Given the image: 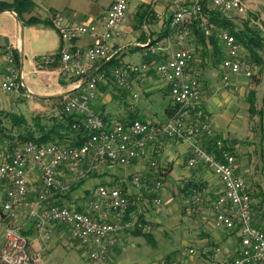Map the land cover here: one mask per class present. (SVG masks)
Instances as JSON below:
<instances>
[{
	"label": "built area",
	"instance_id": "2783aa9c",
	"mask_svg": "<svg viewBox=\"0 0 264 264\" xmlns=\"http://www.w3.org/2000/svg\"><path fill=\"white\" fill-rule=\"evenodd\" d=\"M129 0H112L101 29L94 23L64 25L59 14L53 19V26L64 42L57 53L40 57L38 64L47 65L59 61V74L73 80V91L65 96L63 112L75 117L73 127L81 126L88 135L80 145L58 143H38L25 141L22 145L0 150V181L7 183L6 200L0 211L3 221L4 240L0 249V264H44L39 251H35L29 238L23 233V224L18 216L22 209H29L35 228L43 239L51 237L54 223L64 224L70 235L87 249L91 264H109L108 254L114 246L122 245L123 233L128 229L148 231L149 223H143L129 208L132 200L127 192L119 187L98 184L88 199L90 211H84L67 204L50 202L55 195L65 190L59 177V168L64 166L75 172L84 159L91 163L116 161L127 163L147 156L148 144L155 145L157 152L166 139H176L187 143L189 156L187 165H206L222 183V190L212 203L214 224L225 230H236L240 234V247L235 256L224 255L215 264H264V229L253 222L250 190L244 176L239 171L236 155L217 137L210 125V114L204 109L201 87L197 74L192 71L190 62L193 53L187 47L174 48L168 44L149 46L151 54L166 52V58L155 65V71L169 85L172 107L167 119L152 123L134 119L126 123L108 126L91 108L96 97L97 84L107 78L102 71L93 72L82 80L95 67L98 60L111 55L109 43L122 34V25L128 11ZM175 7L171 25L178 27L185 21H197L203 34L209 36L211 29L203 13V3L209 8L222 11L227 18L231 13L244 11L242 0H170ZM186 33V30H184ZM92 34L96 41L84 50L73 51L67 43L70 38ZM224 57L221 59L222 79L227 85L231 76H251V65L240 55L241 43L228 31L218 33ZM5 71L1 78V88L6 92L19 89V69L11 51L5 53ZM149 67L147 63L131 65L128 68H115L111 75L118 85L128 87V71L139 72ZM214 145L208 150L204 140ZM156 167V161L150 160ZM165 173L161 168L159 178L149 185L140 175L133 176V183L139 189L154 194V204L161 203L160 179ZM37 174L40 187L36 200H28L29 183ZM140 197L137 196V199ZM194 205L200 208L201 193L191 197ZM219 251V248L215 249ZM193 253V249H189ZM157 264H187L173 258H165Z\"/></svg>",
	"mask_w": 264,
	"mask_h": 264
},
{
	"label": "crops",
	"instance_id": "0c3cea01",
	"mask_svg": "<svg viewBox=\"0 0 264 264\" xmlns=\"http://www.w3.org/2000/svg\"><path fill=\"white\" fill-rule=\"evenodd\" d=\"M111 2L112 0H109L106 5H102V9L99 8L95 11L88 10L90 12L84 14L85 17H80L79 12L75 10L72 5L68 4L61 8L50 6L48 13L45 16L37 14V10H35L34 12L31 11L30 13H25L23 18L26 19L30 15H34L40 19H51V9H54L59 14V18H61L64 25L70 26L82 22L94 23L99 29H101L106 11ZM187 2L189 3L191 0H187ZM174 10L175 7L171 4L170 0L128 1V11L122 27H125L126 25L129 27L128 24H130L134 30L138 28L141 29L142 32L133 33L132 37L126 43L122 42V35L109 43L111 50L110 57L117 55V63L109 67L108 71L102 70V72L107 75V78L97 84L96 97L91 102V108L102 117L108 126L118 122L126 123L134 119H140L152 123H161L167 119L170 112V110H167V107H172V101L169 95V85L155 71L156 63L166 58V51L162 50L156 55L151 54L148 49L149 46H166L168 44L167 40H169L174 48L181 46L197 48L200 53L205 52L206 58L210 55L213 56L214 59L219 55L220 59L224 57L225 54L219 39L216 41V46H213L208 40L210 38L202 43L192 32V22L185 21L178 27L173 28L171 25V19ZM15 15L17 14L13 11H0V83L2 74L5 71V53L7 51H11L12 53L15 51H18L19 53L21 51L23 54V52H25V46L24 49H22L20 37V22H23V20L16 19ZM231 18L232 17L229 19ZM206 19L208 23L209 20L207 16ZM209 24L214 23L209 22ZM25 26H28L30 29V34L38 35L37 41L33 43V46H35V48H33V53L37 55L36 68H38L39 71H52L56 73L58 83L61 85V90L39 88V95L37 97L39 98L40 106H38L36 111L31 115L32 118L36 115L42 116V114L44 115L45 113L46 117H48L44 120L45 124L51 125L53 120L51 121L49 118L52 119L54 116L59 115L62 112L61 108V111L57 114L54 113L53 104L56 99H60L61 103H63V97L73 88V80H67L59 74L58 60L51 64L53 66L39 65L38 62L40 57L44 55L57 53L64 42L61 40L60 33L51 25L40 22ZM184 30H186V33H184ZM53 34H55V37H53ZM95 41L96 37L94 35L86 34L72 37L67 43L71 46L73 51H80L84 50L89 45H92ZM24 44H26V36ZM45 52L46 54H42ZM106 60L107 59L98 60L95 63L93 70L95 72L100 71V67ZM219 61L221 62V60ZM203 62L204 60L202 61L200 56L196 57L195 54H193L190 67L192 71L195 70L200 76V79V71H202ZM220 62H218L219 65ZM142 63H147L149 67L145 70H140L139 72L129 70L127 73L128 87L118 85L111 75V72L115 68H128L131 65L139 66ZM83 79L84 78H82V80ZM244 81L245 79L243 76H231L229 83L225 85L228 88V92L214 93L210 90L209 86H207V83L204 84L202 79L200 80L201 94L203 95V98L209 97L212 102H217V105L223 106L224 108L223 113H215L214 117L211 113L212 110L210 112V110L204 109L210 113V116L212 117L211 126L215 130L217 136L223 139L228 148L235 155L237 154L234 151L236 145L230 143L241 142L235 140L239 137L237 134H231V130L234 131L231 121L240 108L239 104L242 101V93L236 94L233 88H243V85L245 84ZM0 90L6 94L5 102H11L12 98L1 88V85ZM157 94L169 98L168 104L166 106L164 105L163 108L162 105L154 106V101L156 100L153 99V96ZM157 101L159 100L157 99ZM48 104H50L49 107H52V109H45V105ZM8 113L9 112H5L4 109L0 110L1 129L4 128L1 116L2 114L9 116ZM253 115H250V117L248 114L251 120ZM11 117L12 119H16L18 121L17 123H25L27 121L26 117H23V115L14 116L12 114ZM36 130L38 132L36 131V133L34 131L33 133L39 134L37 127ZM247 130L248 132H250L249 130L253 132L256 131L253 135H257V131L259 132V139L257 138V141L254 139L251 143H264L263 123L257 124L256 129L248 128ZM20 137L21 139L23 138L22 136ZM18 138L19 137H17V139ZM246 143H250V141H246ZM16 146L19 145L16 144L14 139L10 136L3 142L0 141V150ZM263 147L264 146L260 147L259 155L260 159L264 160ZM154 149H156L155 145L149 143L147 150L148 154L146 157L139 160H130L123 164L116 161H108L103 164L95 162L93 164L94 166L91 167L89 166L91 160L89 158L84 160L81 164L83 167H86V169L79 174V176H82L80 178V181H82L81 184H79L72 192L68 191L64 194L55 195L50 199V202L65 205L68 203L80 210L90 211L88 207V199H90L94 188L98 184L119 187L128 193L132 200V213L136 216L140 215L144 219L143 221H145L143 223H149L152 227L148 231L142 230L140 233L134 232V229L125 230L123 233L124 242L122 245L114 246L108 254L109 264H157L160 260L165 258L182 260L187 264H215L216 260L224 255L235 256L240 247V234L236 230L221 229L214 224L215 212L212 203L222 190V183L218 177L206 165L202 164L196 167H189L187 165L189 147L187 143L181 140L166 139L163 141L162 147L157 152H155ZM236 157L239 163V171L243 175V160L239 161L238 156ZM150 158L156 159V167L150 165ZM161 168L165 169V173L163 175L164 179L162 186L159 188V193L161 198L165 199V209H170L171 213H176L178 220L184 219L189 225L195 227V231L193 229L192 235L197 241V253L200 257L195 258L193 256L194 252H189V249H192V247L188 246L177 249L175 254L169 253L155 262H150L149 259H141L139 261L131 262L124 257V252L128 247H136L137 243L131 240L132 236L147 235L146 237L152 238V230L157 225L156 221H149L147 219V215L152 210L149 211L147 209L146 203H150L155 211V206H158L153 202L155 197L154 194L147 193L144 189H139L134 185L133 176L140 175L147 180L149 185H151L155 178H159L158 172ZM67 172L68 171L63 166L59 170L60 177L63 179L64 183L69 179ZM180 184H182V186ZM39 187L40 180L38 175L35 174L29 183L27 197L31 204H33L37 198L36 193ZM6 189L7 183L0 181V211L3 202L6 200ZM179 191H182L184 196L180 195ZM196 191L201 193L200 208L192 207V205H194L191 201L192 196L189 197V195H193ZM139 194L140 197L137 199ZM185 195L187 198H185ZM262 197L263 196L260 195L259 197L252 198V210L254 224L264 229V198L262 199ZM18 220L23 224L22 231L31 241L33 249L39 251L42 257L46 256L55 248L68 249L72 247V244L75 242L77 243V241L71 237L69 228L61 223L52 224L50 239H43L35 228L33 217L29 216L28 208L22 209L21 214L18 216ZM3 223V221L0 222V249L4 240ZM54 240L56 245L51 243ZM216 248H219L218 252H215ZM82 251H85L84 247H82ZM170 255H172V257ZM80 264H91L88 255H86V259L83 263Z\"/></svg>",
	"mask_w": 264,
	"mask_h": 264
},
{
	"label": "rangeland",
	"instance_id": "374dc122",
	"mask_svg": "<svg viewBox=\"0 0 264 264\" xmlns=\"http://www.w3.org/2000/svg\"><path fill=\"white\" fill-rule=\"evenodd\" d=\"M33 1L35 2L36 7L34 6L35 9L33 8L32 11L34 12L35 10H37V14L41 16H45L48 13V9L50 6L61 8L64 7L65 5L70 4L75 8V10L79 12L80 17H85L84 14L90 12L88 10L95 11L99 8L102 9L101 6L106 5V3L109 0H33ZM242 2H243L244 11L241 14L235 12L231 13L230 14L232 17L231 21L236 25H238L239 27H243L244 23H247L250 27L255 29L264 39V0H242ZM54 16L52 17V21L54 19ZM76 23H80V22H76ZM80 24H84V23L82 22ZM207 24H209V22ZM128 25L129 27L127 25L125 27H122L121 37L123 38L122 39L123 43L124 42L126 43L132 37L133 33L142 32L141 29L137 28L138 30L137 29L134 30V28H132L130 24ZM209 26L211 29V34L209 36L214 35L216 41H218L219 39L218 33L220 31L222 30L227 31L225 29L218 28L215 24H209ZM29 31L30 29L28 28V26H25L23 24V28L20 30V37H21V46L22 49H24L25 46V52H23L22 66L21 68L18 67L20 71L19 89L16 91L7 92V94H9V97L12 98L11 102H5L6 94L3 93L2 90H0V110L4 109L5 112H9L8 113L9 116H5V114H2L1 116L2 125L4 128L3 129L0 128V139H1L0 141L3 142L5 139H8L10 136L14 139V142L19 146L20 144L22 145L24 143L22 141L24 139L23 138L21 139L20 136L23 137L24 135H27V133L29 132L37 131L36 127L38 124H36L35 121L32 120L31 115L36 111V108L40 106V101L38 100L39 98L37 97L39 95L38 93L39 88L61 90V85L60 83H58V78L56 73L52 71H48V72L39 71L38 68H36L37 55L33 53V48H35V46H33V43L37 41L38 35L30 34ZM25 36H26V44H24ZM53 37H55V34H53ZM208 40L210 41V39ZM189 48H191L190 49L191 52H193V54H195L196 57L200 56L201 60L202 61L204 60V62L202 63L203 66L202 71H200L201 72L200 75L203 83L204 84L207 83V86H209L210 90L213 91L214 93H219V92L227 93L228 88L227 86H225V83L222 79V66H221V62L219 61L221 60L220 55L217 56L216 59H214V57L211 55L208 58H206L205 52L200 53L197 48H193V47H189ZM257 49H258L257 53L261 57L260 62L258 63L256 62L255 58L249 55V51L245 47L242 46V49L240 51V55L244 58H247L248 62L251 65V76L243 77L245 79L244 81L245 84L243 85V88L241 89L233 88L236 94L242 93L241 94L242 101L240 103L241 105L239 104L240 108L238 110V113L235 114V116L232 118L231 121L234 131H232L231 129L230 130L232 135L234 133L239 136L235 140L241 143H230V144L236 145V147H234L235 149L234 151L235 153H237L236 156H238L239 161L243 160V165H242L243 176L245 180L247 179L246 181L249 185V190L252 195V198L259 197L260 195H262L263 196L262 199H263L264 198V160L260 159L259 152H260V147L264 146V143H253V142L251 143V141H253L254 139L255 141L259 139L258 136L259 132L257 131V135H253V133L255 134L256 131L253 132L249 130L250 132H248L247 130L248 128L256 129L257 124L264 123V114L260 112V111H264L263 110L264 109V99H263L264 45L262 46V48H257ZM42 54H46V52ZM218 62H220V65ZM193 72H195V70ZM197 78L199 84H201L200 82L201 79L198 74H197ZM72 91L73 88L67 94L71 93ZM251 93H254L255 95L254 97L256 102L254 107L256 108V111L261 109L259 112H256V114L254 115L252 114L253 115L252 120L250 119L252 115L247 110L248 99L249 97H251ZM65 96L63 97V103L65 100L64 99ZM201 98L204 108L206 110H210V112L212 110L211 113L213 117L215 113H223V109H224L223 106L217 105V102L214 101L212 102V100H210L209 97L203 98L202 94H201ZM153 99L156 100L154 101L155 107L158 105H162L163 108L164 105L166 106L169 102V98L165 96H161V94L154 95ZM157 99L159 101H157ZM59 100L60 99H56V101L53 104V107L55 109V110L53 109V111L56 114L59 111H61V108L63 106V103H61V100L60 101ZM49 106L50 104L45 105V109L46 108L52 109V107ZM12 114L14 116L23 115V117H26L27 121L25 123L22 122L17 123L18 121L16 119H12L11 117ZM248 114L249 116L250 115L251 116L249 117ZM47 118L48 117H46L44 113V115L42 114L40 121L42 123H45L44 120H46ZM49 119L52 121L51 118ZM211 119L212 117L210 116V125H212ZM213 131L215 132L214 129ZM17 137L19 138L17 139ZM246 141H250V143H246ZM151 159L156 161V159L154 158H150V160ZM95 161L93 163L90 162L89 166L93 167ZM64 168L67 170L66 167ZM85 169L86 167H83L82 164H80L75 172H70L69 170H67L68 171L67 175L69 179L65 181V183L63 182L65 190L60 194H64L65 192L67 193L68 191L69 192L74 191L78 187V185L81 184L82 181H80V178L82 176H79V174L83 172ZM163 179L164 176H161L160 186H162ZM61 180L63 181L62 178ZM180 185L182 186V184ZM179 192L180 195L184 196L182 194V191ZM191 196L192 194L189 195V197ZM185 198H187L186 195ZM66 204L68 206H73L72 204H68V203ZM165 204H166L165 199L161 198V203L158 206H155L156 207V211H155L153 210L154 207H152L150 203H146L147 209L149 211L152 210L147 215V219L149 221H156L157 225L152 230V238H148L144 235L132 236L131 240L135 241L137 245L135 248L128 247L124 252V257L127 258L129 261L132 262V261H139L141 259H149L150 262H155L169 253L175 254L177 252L176 251L177 249L188 246H191L192 249L194 250L193 256L195 258L200 257L197 253L198 252L197 241L192 235L193 233L192 231L193 229L195 231V227L193 225H189L184 219L178 220L176 213H171L170 209H165L166 208ZM51 243H54V245H56L55 240L52 241ZM86 255H87V249H85V251H82V246L78 242L77 243L75 242L74 244H72V247L68 249L55 248L46 256H43L42 259L44 264H80L83 263V261L86 259ZM170 256L172 257V255Z\"/></svg>",
	"mask_w": 264,
	"mask_h": 264
},
{
	"label": "trees",
	"instance_id": "16d2710c",
	"mask_svg": "<svg viewBox=\"0 0 264 264\" xmlns=\"http://www.w3.org/2000/svg\"><path fill=\"white\" fill-rule=\"evenodd\" d=\"M34 6H35V2L33 0H10V1L0 0V11L9 10L15 12L19 16V18L23 20L24 25H31L42 22L44 24L51 25L53 28H55L53 26L52 17L54 16V14L57 13V11L54 9H51V19L49 18L40 19L39 17L34 15H30L26 19L23 18L24 14L30 13L33 10ZM202 9L204 15L207 16L209 22L214 23L218 28L225 29L229 33L234 35L236 39L241 43V45L249 51V55L255 58L257 63L260 62L261 57L257 53L258 52L257 48H262V46L264 45V39L255 29L250 27L247 23H244L243 27H239L238 25L233 23L231 19L227 18V16L224 15L220 10L209 8L206 5V3H203ZM192 28H193L192 32L198 38V40H201V42L203 43L206 39L210 38V42L213 44V46H216V39L214 35L209 37L204 35L199 22L193 21ZM13 55L15 57L17 66L19 67L18 51H15ZM116 63H117V55L111 56L100 67V71L102 70L108 71L109 67H111ZM44 66H53V65L47 64ZM254 96H255L254 93H251V97H249L248 99V103H249L248 111L249 113H251V115L256 114V112H259L261 110L260 109L256 111V108L254 107L256 102ZM263 99H264V93H263ZM167 110H171V107H167ZM260 112L263 113V111ZM32 120L35 121L36 124H38L37 127L39 129V134H34L33 132H29L27 135L23 137L24 140L22 141L31 140L38 143L80 145L83 142L84 138H86L88 135V132L83 127L81 126H78L76 128L73 127V124L75 122L74 115L66 114L63 111L59 115H56L52 118L53 123L51 125H46L45 123H42L40 121L41 116L39 115L33 116ZM204 143L208 150H212L214 148V145L211 141L205 139ZM225 145L227 146L226 143ZM251 201H252V195H251ZM132 208L133 205L130 206L129 213L132 210ZM138 217L140 221L145 222L143 221L144 219L140 215ZM141 231L142 230L140 229H134V232L136 233H140Z\"/></svg>",
	"mask_w": 264,
	"mask_h": 264
},
{
	"label": "water",
	"instance_id": "95a60500",
	"mask_svg": "<svg viewBox=\"0 0 264 264\" xmlns=\"http://www.w3.org/2000/svg\"><path fill=\"white\" fill-rule=\"evenodd\" d=\"M15 18L18 19V20H20V18H19L18 15H15ZM20 25H21V29H22V28H23V22H20ZM22 57H23V54H22V52L20 51V52H19V68H21V66H22ZM93 72H94V70H92L91 72H89V73L84 77L83 80H86L87 77H88L90 74H92Z\"/></svg>",
	"mask_w": 264,
	"mask_h": 264
}]
</instances>
